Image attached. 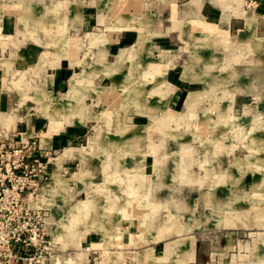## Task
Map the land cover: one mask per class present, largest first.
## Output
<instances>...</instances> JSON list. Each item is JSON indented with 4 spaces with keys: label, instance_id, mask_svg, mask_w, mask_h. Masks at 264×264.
<instances>
[{
    "label": "rangeland",
    "instance_id": "374dc122",
    "mask_svg": "<svg viewBox=\"0 0 264 264\" xmlns=\"http://www.w3.org/2000/svg\"><path fill=\"white\" fill-rule=\"evenodd\" d=\"M210 1L218 7L217 0ZM54 2L37 0L35 3L45 6V11ZM138 2H141L139 6ZM221 2L228 7L225 0ZM255 4L254 0L245 2L247 9ZM59 7L63 14V8ZM124 10L143 16L141 20L147 25L141 13L150 11L144 10L143 0H130ZM195 12L199 13L196 9ZM105 13L107 21L101 20L76 32L63 29L62 15L45 11L42 18L46 28L50 36L57 34V39L49 42L48 37L40 45L41 53L27 50L25 58H19L12 69L0 59V108L8 112L0 115V137L5 141L19 140L22 134L27 136L29 125L33 122L36 125L37 120L42 122L37 132H67L70 125L79 129L67 144L72 148L67 166L60 163V156L55 157L54 179L49 176L44 180L43 187L33 193L38 197L30 200L32 206H43L41 227L46 233L44 240H39L38 251L42 255L52 251L53 255L47 256L48 264H104V243L113 236L117 238L123 229L122 224H117L114 231L104 230L107 233L103 241H93L92 235L96 236L100 224L94 219L91 223L82 218L85 210L96 206L95 197L103 199L105 207L110 201L123 202L121 208L125 213L136 211L150 217L159 213L157 201L161 198L156 190L169 185L190 188L197 195L200 192L198 203H221L217 205L216 217L226 225H231L229 220L233 221V242L225 243L224 238L217 237L203 241L206 251L210 245L224 251L216 256L218 264H253L260 255L264 258L261 241L264 233V60L257 65L245 61L252 56L263 57L264 48L254 53L244 44L240 31H232L227 39L219 38L201 24L194 26L197 31L187 35L181 31L183 28L173 26V20L167 16L153 14L154 19L148 26L155 32L149 45L158 47L146 50L145 58L154 63V68L145 69L148 62L142 59L141 53L149 34L142 31L137 46L131 50L138 63H132L134 75L129 77L132 43L120 44L117 52L107 53L102 62L98 58L97 42L107 39L111 28L108 22L113 20L110 9ZM146 16L149 21L150 16ZM199 16L205 20L202 13ZM14 18L25 26L17 15ZM122 21L128 26L140 25L130 18ZM4 32L9 35L0 37V58L11 55L14 30ZM4 39L9 42L5 48L1 42ZM28 40L35 44L33 39ZM68 53L69 59L73 57L77 61L69 63L68 78L61 84L47 83L46 75L54 73L57 61ZM171 53L177 57L174 64L168 62ZM213 55L218 61H195L200 69L197 78L192 80L183 75L184 67L193 57ZM114 61H121L116 70L105 67ZM164 70L167 78L183 90L177 102H171L170 94L162 91ZM236 71L248 73L244 78L246 85H241L240 76L231 74ZM120 78L125 79L115 84ZM71 84L86 91L74 89ZM238 85L243 87L240 93ZM193 90H200L202 94ZM196 95L198 105L194 107ZM73 120L75 124L67 125L66 122ZM1 153L5 151L0 149ZM56 155L44 152L41 158L47 162L50 156ZM10 162L12 159L0 156V185H5V167ZM81 170H87L89 175L82 172L74 176L80 181L86 179L91 186H82L86 194L72 181L73 191L79 197L78 206L83 208L79 210L72 208L71 203H64L61 197L72 198L69 180L73 172ZM58 183L63 187L57 186ZM140 203L146 204L138 206ZM53 204L60 205L52 208ZM96 212L93 210L91 214ZM224 244L232 249L226 250ZM81 251L86 253L79 259ZM232 251L238 256L233 257ZM113 253L111 259L118 262L117 253Z\"/></svg>",
    "mask_w": 264,
    "mask_h": 264
},
{
    "label": "crops",
    "instance_id": "0c3cea01",
    "mask_svg": "<svg viewBox=\"0 0 264 264\" xmlns=\"http://www.w3.org/2000/svg\"><path fill=\"white\" fill-rule=\"evenodd\" d=\"M36 1L37 0H0V37L3 39V37H6V34L9 35V32H4L5 30H14V33L11 34L13 35V38L10 41V57L0 58L3 60L2 64L3 62L4 64H7L9 69H12V64H14L19 58H25L24 53L27 50L35 49V52L40 51L41 53L40 45H42L48 37L50 38L49 42L57 39V34L54 33L50 36V30L46 28L42 18V16L45 15V11L57 16L62 15L64 17V24L62 25L64 30L72 29L76 32H79L80 30L84 29V27L90 28L91 24L93 23H98L101 20L104 22L107 21L108 14H106L105 11L110 9L113 12V20L108 22V25L111 24V28L109 27L110 31L107 34V39L97 42V48L99 51L98 58L102 62L107 53L117 52L120 44L128 42L127 45H129L132 43L130 45L131 47L128 46L130 47L129 52L132 58L130 62L129 77L134 75L132 74L131 70L133 66L132 63L135 62V57L131 50L137 46L142 31L145 33L148 32L149 34L146 39V43L144 44L145 48L141 53L143 56L142 59L148 62L147 68L145 69H148L149 67V69L154 68V63L152 64V62L146 60L145 58V54L147 53L146 50L151 51L158 47L157 45L153 44H151V46L149 45V41L152 40V35H154L153 33L155 31H153L152 28L148 26V24H151L152 20L154 19V15L167 16L169 19H171V21L173 20V26L183 28H180L181 31H184V33L187 35L192 31H197V29L195 30L194 26L201 24L208 28V30H210L212 33L214 32L213 35L215 34L216 37L221 36L225 39H227V36L232 31H240V35L245 39L244 44L247 45V47L254 53H260L262 48H264V0H254L256 4L252 9H247L245 6L246 0H225L228 4V7L224 6L221 0H217L218 7L211 3L210 0H155V3L154 0H143L144 10L150 11L149 14L141 13V15H144V20H147V25H144L141 20L143 16L137 17L135 13L124 10V6L129 4L130 0H49L50 2L55 1L54 5L49 7L47 6L45 11L43 10L45 6H42L41 4H39L40 6H37L35 3ZM140 4L141 2H138V6ZM58 7L59 9H61V7L63 8V14H61V10H58ZM195 9L199 11L198 14L195 12ZM201 13L205 16V20L201 19V16H199ZM16 15L18 16L20 22L26 23L25 26H22L21 23L16 21L14 18ZM75 15H78L77 17H79V20H77ZM146 15L150 16L149 21ZM124 18H130L132 19V22H135L136 24L139 23L140 25L128 26V24H124L125 22L122 21ZM188 26H190V28H187ZM222 31L225 33H222ZM215 32H220L223 36L217 35ZM29 38L33 39L35 44L29 43ZM1 42L2 47L4 46L3 48H5L9 43L8 40L5 39ZM69 54L70 53L57 61V67L54 73L46 75L45 79L47 83H60L62 80L68 78L70 74L69 63L77 62L75 59H72L73 57H70L69 59ZM169 56L171 59H169L168 62H172V64H174L175 58H177L176 55L171 53ZM202 59H206L208 62L218 61V58L214 55L207 58L195 56L192 58V62L184 67L183 75L185 77L192 78V80L197 78V76L200 75V69L196 66L195 61ZM249 59L250 60L246 59L245 61H251L257 65L264 60V56H252ZM63 60H65L64 63ZM120 62L121 61H114L109 65H105V67L107 66V68L113 71L116 70L118 63ZM192 69L194 70L192 73H190ZM251 70L252 68L250 67L249 71ZM144 72L145 71H143L142 74L145 75ZM206 72L208 73L209 71ZM163 73L165 79L162 81V83H164L165 87L162 89V91L170 94L169 98L171 97V102H177V98H179V95L183 90L179 85H176L167 78L166 70H164ZM171 73L176 74L174 71ZM231 74H236L237 77L240 76L239 78L241 79V85L247 84L244 79L248 75L247 72L239 73L236 71ZM125 78L116 79L115 84L117 81H123ZM34 83V85H37L36 80ZM161 84L160 87L162 86ZM71 87L76 89L78 86L71 84ZM78 89L86 91L84 87H78ZM43 90L45 89L43 88ZM169 90L173 91L169 93ZM242 90L243 87L238 85L237 91L240 93ZM193 91L197 92L199 95L202 94V91L200 90ZM46 92L48 95L47 90ZM197 96L198 95H196L194 107L198 105ZM215 108H217V106ZM1 114L5 115L8 114V112H5L0 108V115ZM73 121H68L69 123H66L67 125L73 123L75 124L76 121ZM41 125L42 122L40 120H37L36 125L35 122H33V124L29 125L30 129L29 132L26 133L27 136L22 134L21 139H28L35 136L39 144L38 151L36 152L38 155L41 154V156H44V152L57 153L56 156H50L48 158L47 171L49 176L53 177L54 179V173L57 169V166H55L56 163L53 159L60 156V163H64L65 166H67V161L71 160L70 158L72 157V148L67 146V144L71 143L73 138L72 136L77 134L79 129L70 125L67 129V132L58 131L55 132V134H48L47 131H36V129H39ZM21 139L17 141H20ZM98 140L101 139L98 138ZM82 172H84V175H89L87 170H81L73 172L72 176L70 177L71 179L69 180V183L72 186V198L64 199L61 197L64 203H71L72 208L76 207L79 210L83 208H79L78 206L77 201L79 200V197L77 196V193L73 191L72 181L76 182L79 190L86 192V194L87 191L84 190L82 186H87L89 188L91 186L86 183V179L80 181L74 176L75 173ZM193 191L194 190L186 187H180L179 189H177L175 186L173 188L169 185L160 187L156 190V192L159 193L158 197L161 198V200L157 201L160 202L159 213L150 217L145 216L144 213L136 211L125 213L121 208L122 204H124L123 202L120 203L118 201H110L109 203L111 204H108L106 205L107 207H105L106 203H104L103 199L100 197H95L97 200L96 206L91 207L90 211L84 209V214L86 216L84 215V218H82V220L85 222L87 221L92 223L91 220L94 219V221H97V224H100L96 230V236H94L95 234L92 235L94 237L93 241H103L104 234L110 230L114 231L115 225L117 226V224H122L121 226L123 229L121 235L119 234L117 237L118 239L116 236H113L109 242L104 243L103 248L106 254L103 260L104 264L220 263L219 259H216V256H221V254H224V251H218L219 247H213L211 245L206 251L202 247L203 241L205 238L213 240L215 237H217L222 239L224 238L225 243L233 242L235 239L232 234L234 232V230H232L234 227V225H232L233 221L229 220L232 226L226 225L223 219H218L216 217L218 208L217 205L221 203H198L200 192H198L197 195L194 194ZM32 196L35 195L33 194L27 197L29 203ZM37 197L38 196H36V198ZM58 199L59 202L62 201L60 198ZM82 200H84V198ZM55 203H58V201ZM125 203H127V200H125ZM145 204L146 203H140V205H136L144 206ZM59 205L60 204H53L51 207L56 208V206ZM93 210L97 211L96 214H91V211ZM261 241L264 243V233H262ZM168 244L170 248H168ZM224 245L226 250L232 249L228 245ZM81 252L82 256L80 255L78 257L79 259H82L81 257H85L84 255L86 252ZM111 252H114L113 254L117 253L119 260L118 262H115L113 259H111ZM232 255L235 257L236 255L238 256V253L232 251ZM241 255H245V253L241 252ZM206 256L209 257L207 260L205 259ZM253 264H264V258H262L260 255V257H258L256 262Z\"/></svg>",
    "mask_w": 264,
    "mask_h": 264
},
{
    "label": "built area",
    "instance_id": "2783aa9c",
    "mask_svg": "<svg viewBox=\"0 0 264 264\" xmlns=\"http://www.w3.org/2000/svg\"><path fill=\"white\" fill-rule=\"evenodd\" d=\"M38 148L35 136L20 141L0 137V149L5 151L0 156L12 159L5 167V185H0V264H48L47 256L53 255L38 251L46 233L41 227L43 207L32 206L27 199L49 177L48 161L36 154Z\"/></svg>",
    "mask_w": 264,
    "mask_h": 264
},
{
    "label": "bare ground",
    "instance_id": "6f19581e",
    "mask_svg": "<svg viewBox=\"0 0 264 264\" xmlns=\"http://www.w3.org/2000/svg\"><path fill=\"white\" fill-rule=\"evenodd\" d=\"M135 55V54H134ZM45 185V184H44ZM57 186L61 187L62 186V183H58ZM43 187V186H42ZM63 187V186H62ZM32 197H36V196H32ZM31 197V198H32Z\"/></svg>",
    "mask_w": 264,
    "mask_h": 264
}]
</instances>
